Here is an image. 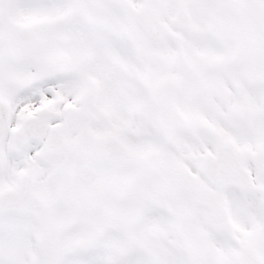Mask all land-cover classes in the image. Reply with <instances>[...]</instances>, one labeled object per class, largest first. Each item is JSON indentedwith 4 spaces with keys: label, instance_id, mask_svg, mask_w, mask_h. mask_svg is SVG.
<instances>
[{
    "label": "snow or ice",
    "instance_id": "6c2138e0",
    "mask_svg": "<svg viewBox=\"0 0 264 264\" xmlns=\"http://www.w3.org/2000/svg\"><path fill=\"white\" fill-rule=\"evenodd\" d=\"M0 264H264V0H0Z\"/></svg>",
    "mask_w": 264,
    "mask_h": 264
}]
</instances>
